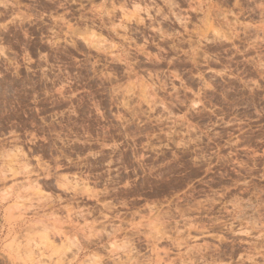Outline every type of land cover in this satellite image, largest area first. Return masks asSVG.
Segmentation results:
<instances>
[{
  "label": "rangeland",
  "instance_id": "1",
  "mask_svg": "<svg viewBox=\"0 0 264 264\" xmlns=\"http://www.w3.org/2000/svg\"><path fill=\"white\" fill-rule=\"evenodd\" d=\"M0 264H264V0H0Z\"/></svg>",
  "mask_w": 264,
  "mask_h": 264
},
{
  "label": "bare ground",
  "instance_id": "2",
  "mask_svg": "<svg viewBox=\"0 0 264 264\" xmlns=\"http://www.w3.org/2000/svg\"><path fill=\"white\" fill-rule=\"evenodd\" d=\"M119 232V228H115V229H112V231L110 232V234L108 233V237L110 236H114V237H117L118 236V233ZM113 237V238H114ZM111 238V237H110ZM118 238V237H117ZM83 248V247H82ZM129 248V247H128ZM127 248V249H128ZM79 250V249H78ZM126 250V249H125ZM128 251V252H127ZM126 253H128V260L131 261L133 258H135L136 260L138 259L135 255L131 254V250H127ZM79 252V251H78ZM80 253V252H79ZM127 256V255H126ZM134 259V261H135ZM133 262V261H132Z\"/></svg>",
  "mask_w": 264,
  "mask_h": 264
}]
</instances>
